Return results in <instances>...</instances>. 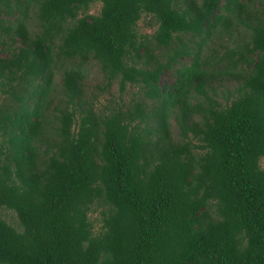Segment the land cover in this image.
<instances>
[{"label": "trees", "instance_id": "16d2710c", "mask_svg": "<svg viewBox=\"0 0 264 264\" xmlns=\"http://www.w3.org/2000/svg\"><path fill=\"white\" fill-rule=\"evenodd\" d=\"M255 1L0 0V264H264Z\"/></svg>", "mask_w": 264, "mask_h": 264}, {"label": "rangeland", "instance_id": "374dc122", "mask_svg": "<svg viewBox=\"0 0 264 264\" xmlns=\"http://www.w3.org/2000/svg\"><path fill=\"white\" fill-rule=\"evenodd\" d=\"M100 6H101V3L96 1L89 6L88 12L94 13V14L98 13ZM259 9H260L259 4L255 0H253V2H251V5H250V10L259 15V13L257 12ZM153 20L154 19H152L150 16H144L143 15L137 23V28H138L139 32L140 33H152L154 31V29L156 28V24H153L152 26H149V24H150V22H154ZM241 29H242V27H241ZM175 36H177V35H175ZM228 37L226 36V44L232 45L233 44L232 39H229V38H232V36L229 38ZM222 49L224 50V48H222ZM158 53H159V51H158ZM162 57H165V56H162ZM162 59L163 58H161V60ZM92 62L93 61H89L88 64L85 65L87 75H86L85 80H84V85H85L86 89L89 91V92H87L88 100H92L93 96H97V99L93 100L92 105H96V108L99 109L104 105H108L109 102L118 101L120 98L118 96L119 93H118V86H117L116 82H114L108 90L106 89L103 92L96 89V85L102 84L103 80H102V77H101V74H100L98 67L96 66V64H94ZM55 78H56L55 82L57 83V88H58L59 83H60L59 76H56ZM160 80H166L167 81L168 80V72L163 73ZM231 80H235V79H231ZM234 84H235L234 81L227 82L224 80L222 82L221 86L219 87V89L225 90L226 88L232 87ZM137 90H138L137 86H133L131 84H128L126 87V90L123 94V99L126 101L133 94H135V92ZM224 95H225V93L219 92L220 98H223ZM57 101H58V99H55L54 104ZM51 108H53V106H51L50 109ZM170 124H171L172 134H173V136H176L175 138H177V135H178L177 125L173 119L170 121ZM260 164L262 166H264V157L261 158ZM4 214L6 215V213H4ZM8 214H10V219L12 222L16 221V217L12 212L9 211ZM90 216L92 217V219L96 220L94 222V227H95V229H97L101 224L100 221L98 220L99 216H98L97 212H93Z\"/></svg>", "mask_w": 264, "mask_h": 264}]
</instances>
